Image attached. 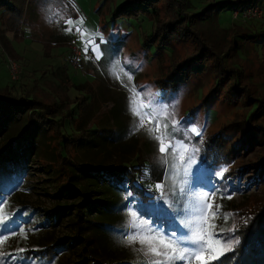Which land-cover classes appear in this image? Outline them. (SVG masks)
Instances as JSON below:
<instances>
[{"label":"rangeland","instance_id":"1","mask_svg":"<svg viewBox=\"0 0 264 264\" xmlns=\"http://www.w3.org/2000/svg\"><path fill=\"white\" fill-rule=\"evenodd\" d=\"M12 1L13 9L0 3V91L11 89L16 95L35 97L42 102H51L53 98L61 96L62 111L70 110L72 117L77 105L80 107V113L86 111L84 121L81 122L84 128L104 127L111 133L110 138L105 139L103 150L97 151L94 147H86L84 144L83 148H74V155L77 152L80 158L95 159L102 153L107 163L111 162L114 156L132 155V164H137L139 157L138 160L144 163V168H147L148 163L149 171L161 172L160 179L147 180L145 186L147 190L153 191V200L147 199L143 202L145 207L141 209L146 216H153V219L158 220L159 216L153 215V209L147 206L156 202L158 193L155 191V184L164 180L166 169L158 159L157 142L149 139L146 134V128L151 125L146 121L145 129L133 130L134 118L129 111L130 92L127 89L135 87L140 91L151 92L159 106L174 111L175 119L180 125L178 136L183 138L189 147L188 153H182L185 159L178 161V166L186 162L189 154L195 155L197 163L193 166V176L188 179L193 182L199 179L196 191L217 192L213 203L214 208L217 204L221 206V216L215 223L224 229L223 238L231 239L228 229L236 223L239 211L250 207L260 196V186L245 183L259 168L258 161L264 153V141L246 149L240 148L236 152L229 163L235 165L232 171L237 169L240 173L236 176L229 174L226 181L218 173L225 167L229 171L230 164L226 166V163L219 164L220 162L216 161L213 162L214 165L205 166V162L199 159L198 151L193 153V150L197 149L192 143L195 136L202 139L239 119L243 112L241 105L244 104L241 103L242 98H238L235 104L225 102L221 98L224 87L220 88V93L214 98L205 99L214 82L209 68L203 70L198 67L189 76L178 77L172 85L159 86L157 81L167 74L177 60H182L195 51L197 40L188 38L174 43L173 53L164 49H160L159 53L154 52L157 40L144 42V38L151 32L150 20L142 17H113V11L122 0ZM232 1L234 0H186L184 10L193 14L208 9L204 12L208 16L195 21L197 37L211 45L227 65L241 69L243 76L240 83L250 91L252 98H257V95L264 96V44L261 41H243L239 49L233 50L235 42L242 41L243 36L264 32V0H257L255 4L261 9V16L247 20L233 19L230 4L218 9L225 2ZM58 12L63 14V19L56 18ZM159 16L163 19L168 16L162 7L159 9ZM80 17L84 20L82 28L98 32L102 37V40L97 38L96 41L102 53L99 61L93 58L91 52L88 58L85 57L81 37L74 28L71 33L65 32V21L68 18L78 20ZM86 36L87 33L85 38ZM72 38L75 39V46L80 52L76 60L71 59L72 52L68 44ZM10 61L16 64L17 68L14 78L10 72ZM117 62L119 69L114 67ZM117 72L119 79L113 75ZM128 74L133 76L131 81L127 79ZM246 103L251 104V101ZM189 111H192V114ZM60 114L62 113H57L56 117H60ZM81 123L78 121L75 124L80 126ZM71 128L75 131L74 127ZM190 128L198 129L200 135L186 131ZM69 151L73 154L72 149ZM39 165H42V160L27 164V170L18 183L19 188L7 194L8 201L0 204V213L3 210L6 212L2 213L3 218L6 214L11 216L12 213L18 212L22 226L33 229L26 230L24 237L20 238L15 236L16 233L4 234L2 230L5 228L0 216V225H3L0 226V234L8 237L0 244V252L14 253L18 248L27 249L42 243L43 240L55 241L64 238L67 243L66 237L72 235L74 225L70 222L74 220V205L79 203L80 197L56 200L51 194V182L54 184V180L48 179L49 172H44L43 167ZM145 173L141 172L140 175L147 176ZM94 195L95 193L91 194L92 197ZM227 196L232 198L226 199ZM140 203H129L122 212L115 214L118 222L113 227L120 233L124 232L123 237L127 234V208L140 207ZM56 204L72 206L64 211L68 213L62 214L54 221L46 215H50L48 210ZM224 212L234 215L224 222ZM106 229L113 232L109 226H106ZM78 233L82 236L89 234L86 229H81ZM111 236L114 240H101L99 245L103 246L104 252L101 255H119L125 258L123 262L126 264H139L143 258L130 247L122 246L118 237ZM55 257L54 264H70L78 258L75 248L72 247L61 249Z\"/></svg>","mask_w":264,"mask_h":264},{"label":"trees","instance_id":"2","mask_svg":"<svg viewBox=\"0 0 264 264\" xmlns=\"http://www.w3.org/2000/svg\"><path fill=\"white\" fill-rule=\"evenodd\" d=\"M7 2L0 1L4 6L13 9L14 2ZM256 2L257 0H234L225 2L218 9L230 4L232 11L241 10L257 4ZM160 7L168 14L165 19L159 16ZM185 7L186 0H122L113 11V17H142L150 20L151 32L144 38V42L156 39L157 47L154 52L157 53L160 49L173 53L174 43L188 38L197 40L195 51L182 60H177L167 74L160 77L157 81L160 87L174 84L178 77H187L198 67L203 70L209 68L214 82L205 99L214 98L220 93L221 87H224L221 98L225 102L235 104L238 98L243 99V112L239 119L202 139L196 136L192 139L198 149L199 159L205 162V166L214 165L213 162L216 161L228 166L240 148L246 149L264 141V96L257 95V98H252L250 91L240 83L243 76L241 69L227 65L211 45L197 37L195 21L208 16L204 13L208 9L189 14L184 10ZM243 41H261L264 44V32L243 36L242 41L235 42L233 50L239 49ZM62 100L63 97L59 96L51 102H42L35 97L16 95L11 89L0 91V192L9 194L18 189L27 164L42 160V165L39 166L43 167L44 172H49L48 179L54 180V184L51 182V194L56 200L80 197L79 203L74 205V220L70 222L74 229L72 235L66 237L67 243L64 238L55 241L42 239L44 242L28 247L22 255L28 258L26 264H54L58 251L72 247L75 248L78 258L70 264H126L123 262L125 258L119 255L109 253L102 256L103 246L99 244L104 238L113 239L111 235L119 240L123 239L124 232L120 233L113 227L118 222L115 214L122 212L129 203L133 205L137 201L145 202L151 197L153 191L147 190L145 184L148 179H160L161 172L149 171V175L142 177L141 172L149 170L148 163L147 168H144V163L138 157V163L134 165L132 155L114 156L109 163L105 162L102 153L95 159L80 158L77 152L74 155V148H83L84 144L97 151L103 150L105 139L110 138L111 133L104 127L84 128L81 122L84 121L86 111L80 113L77 105L72 117L70 110H61ZM248 101L251 104H247ZM57 113L62 114L56 117ZM189 113L192 114V111ZM78 121L81 123L79 128L75 124ZM70 149L73 154H70ZM258 164L257 172L251 175L245 185L253 183L260 186V196L250 207L239 211L235 221L238 230L229 233L231 238L239 237V244L233 252L226 253L221 258L223 264H264V153ZM234 166L230 164L229 171L222 177L224 181L229 174L239 175L237 169L232 171ZM92 193H95L93 197ZM6 196L4 201H8ZM71 206L72 204H56L48 210L50 215L46 217H52L56 221L59 216L68 213L64 211ZM2 213L6 212L3 210L0 213L3 219L1 223L5 228L2 233H16L15 236L20 238L24 237L26 230L33 229L22 226L18 212L11 216L6 214L4 218ZM44 221L46 224V219ZM106 226L113 232L107 231ZM21 228L24 229L23 232L19 231ZM81 229L88 230L89 234L80 235L78 232ZM212 264L221 262L213 261Z\"/></svg>","mask_w":264,"mask_h":264},{"label":"snow or ice","instance_id":"3","mask_svg":"<svg viewBox=\"0 0 264 264\" xmlns=\"http://www.w3.org/2000/svg\"><path fill=\"white\" fill-rule=\"evenodd\" d=\"M56 18L63 19V14L58 12ZM65 23L66 33H71L74 28L80 35L85 57L88 58L91 52L96 61L101 60L100 45L96 42L97 38L102 40L99 33L82 28L83 17L78 20L68 18ZM114 67L119 69V62ZM113 75L119 79V72ZM127 79L131 81L133 76L128 74ZM127 90L130 92L129 111L134 118L133 130L145 129L146 121L151 125L146 128V134L149 139L157 142L158 159L166 171L164 180L155 184V191L158 193L156 202L147 206L153 209V215L159 216V219L146 216L141 210L145 207L143 202L140 207H128L125 213L127 234L120 240L121 245L130 247L143 258L139 264H212L213 261L223 264L221 258L234 251L239 244V237L225 240L222 235L224 229L215 223L221 216V206L217 204L214 208L213 203L217 192L196 191L199 179L195 182L188 179L193 176V166L197 163L195 155L189 154L186 162L178 166V161L185 159L182 153H188L189 147L178 136L180 125L175 119L174 111L159 106L149 91H140L135 87ZM186 131L200 135L196 128ZM195 151L198 149H194L193 153ZM227 171L225 167L218 175L223 177ZM145 174L149 175V170ZM7 194L0 192V204L4 203ZM148 199L152 201L153 197ZM233 215L224 212L223 221H228ZM237 230L235 223L228 229L232 233ZM19 231L23 232L24 229ZM7 239V236L0 234V244ZM26 251L25 248H18L15 253L0 252V264H26L28 258L22 255Z\"/></svg>","mask_w":264,"mask_h":264},{"label":"built area","instance_id":"4","mask_svg":"<svg viewBox=\"0 0 264 264\" xmlns=\"http://www.w3.org/2000/svg\"><path fill=\"white\" fill-rule=\"evenodd\" d=\"M261 16V9L256 6V5H252L249 7H246L244 9L241 10H233L232 11V18L233 19H242V20H247V19H255V18H259ZM69 47H70V51L71 53V59L73 58L74 60L77 59V57L79 56L80 52L78 50V48L75 46V39L72 38L69 40L68 42ZM9 67H10V72H11V76L12 78H14L16 76V64H14L13 62H9Z\"/></svg>","mask_w":264,"mask_h":264}]
</instances>
